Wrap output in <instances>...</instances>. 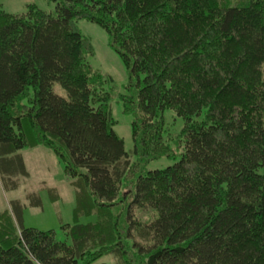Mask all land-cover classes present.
I'll list each match as a JSON object with an SVG mask.
<instances>
[{
  "label": "trees",
  "instance_id": "obj_1",
  "mask_svg": "<svg viewBox=\"0 0 264 264\" xmlns=\"http://www.w3.org/2000/svg\"><path fill=\"white\" fill-rule=\"evenodd\" d=\"M48 1L9 13L0 0V182L27 176L23 149L51 150L74 222L59 240L9 201L0 264H264V0ZM79 20L121 58L118 92Z\"/></svg>",
  "mask_w": 264,
  "mask_h": 264
},
{
  "label": "rangeland",
  "instance_id": "obj_2",
  "mask_svg": "<svg viewBox=\"0 0 264 264\" xmlns=\"http://www.w3.org/2000/svg\"><path fill=\"white\" fill-rule=\"evenodd\" d=\"M34 3L38 7L48 10L51 4L48 0H1L2 8L9 13H19L23 11L25 5ZM79 31L89 40L93 51V57L90 64L94 70L103 75L110 76L112 83L117 88H122L127 83V71L119 55L109 45V40L103 28L95 23L85 20L77 22ZM264 73V67H262ZM118 92L119 89L114 90ZM111 108L113 117L116 120L114 124L115 133L122 138L124 148L130 151L131 144V117L122 112L120 104L116 97L111 99ZM181 123L178 121V126ZM27 176L18 178L19 184L16 190H7L2 187L0 182V212L8 208L9 201L19 199L23 207V225L25 227H34L41 230H53L56 238L65 239L62 233V224H72L74 222L73 208L75 206V193L71 185V180L63 171V165L60 163L54 153L41 146L23 149L21 152ZM160 165H166L165 163ZM154 164L150 165L152 168ZM52 191H49V190ZM28 192H37L40 200V207H33L29 204L26 194ZM142 218H150L142 214ZM95 221V216H82L77 222L86 223ZM109 264H116L111 257H105Z\"/></svg>",
  "mask_w": 264,
  "mask_h": 264
},
{
  "label": "crops",
  "instance_id": "obj_3",
  "mask_svg": "<svg viewBox=\"0 0 264 264\" xmlns=\"http://www.w3.org/2000/svg\"><path fill=\"white\" fill-rule=\"evenodd\" d=\"M50 190H51V189H50ZM50 190H49V191H50ZM24 205H25V204H24ZM40 206H41V201H40V203H39L38 205H33V207H36V208H37V207H40Z\"/></svg>",
  "mask_w": 264,
  "mask_h": 264
}]
</instances>
